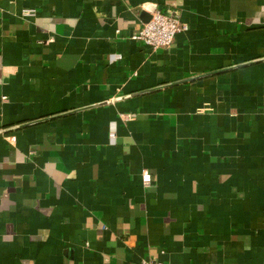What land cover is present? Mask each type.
Listing matches in <instances>:
<instances>
[{
    "label": "crops",
    "instance_id": "0c3cea01",
    "mask_svg": "<svg viewBox=\"0 0 264 264\" xmlns=\"http://www.w3.org/2000/svg\"><path fill=\"white\" fill-rule=\"evenodd\" d=\"M142 260L264 264V0H0V264Z\"/></svg>",
    "mask_w": 264,
    "mask_h": 264
},
{
    "label": "built area",
    "instance_id": "2783aa9c",
    "mask_svg": "<svg viewBox=\"0 0 264 264\" xmlns=\"http://www.w3.org/2000/svg\"><path fill=\"white\" fill-rule=\"evenodd\" d=\"M186 28L176 13H164L156 9L150 13L149 20L144 22L139 30L131 35L130 39L156 51L170 47L175 36L179 32L185 31ZM141 181L144 186L151 183V174L146 168L141 170ZM139 264L165 263L142 260Z\"/></svg>",
    "mask_w": 264,
    "mask_h": 264
},
{
    "label": "water",
    "instance_id": "95a60500",
    "mask_svg": "<svg viewBox=\"0 0 264 264\" xmlns=\"http://www.w3.org/2000/svg\"><path fill=\"white\" fill-rule=\"evenodd\" d=\"M152 12H153V11H152ZM148 20H149V19H148ZM148 20H147V21H148Z\"/></svg>",
    "mask_w": 264,
    "mask_h": 264
}]
</instances>
